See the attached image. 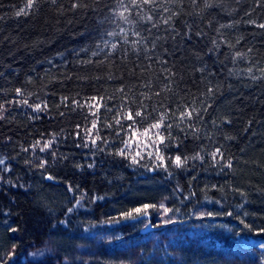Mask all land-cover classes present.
Listing matches in <instances>:
<instances>
[{
	"label": "trees",
	"instance_id": "1",
	"mask_svg": "<svg viewBox=\"0 0 264 264\" xmlns=\"http://www.w3.org/2000/svg\"><path fill=\"white\" fill-rule=\"evenodd\" d=\"M209 2L213 8H206L204 0H197L195 5L191 0L170 5L173 11L180 13L173 18V26L181 35L165 31L168 26L164 25L152 29L151 33L145 32L149 41L159 37L154 50L152 43L147 45L150 50L147 55L154 57L152 61L143 59L141 62L130 50L125 59L128 46L122 45L112 58L96 64V61L104 59V52L109 51L104 48L99 56H93L92 53L98 51L97 45L103 48L104 40L119 39L104 35L106 31H118L105 19L110 15L109 9L115 8V0H84L86 8L62 14L57 10L58 5L63 4L67 9L69 0H58V5L43 4L40 11L27 17L15 15L25 0H0V87L6 89L9 96L14 94L15 87H25L38 93L42 99L46 92H50V116L53 117L32 121L25 111L14 108L0 120V158H4L11 168V171L4 172L0 166V176L3 177L0 180V260H6L7 264H57L51 259L27 258V249L47 237H57L65 244L79 234L96 229L106 230L115 241L138 239L142 223L123 219L114 224L109 221L143 203L158 205L160 199L166 197L167 207L180 209L174 214L175 218L184 221L179 225L199 226L214 246L231 249L237 244L247 248L264 244V234H256L258 229L264 228V79L254 81L246 75L250 66L257 76L260 75L257 69L264 68V29L245 23L249 19L246 12L257 23L264 22V7L257 6L255 0ZM209 21H212L211 27ZM221 24L234 25L220 30L227 40L235 43L243 38L237 49H253L249 60L233 64L225 55L209 52L213 47L212 39H219L215 29ZM189 29L190 41L184 38ZM198 31L205 35L198 38L195 35ZM220 51L228 53L229 49L222 46ZM145 55L143 50L139 52L140 57ZM156 57L166 58L168 67L176 76L172 92L153 97L152 103L163 100L165 104H176L182 99H191V95L199 97L206 91L209 80L219 86L220 91L215 98H206L212 107L205 114L207 123L198 125L201 139L194 140L189 136L185 140L181 134V154L193 156L201 147L210 153L214 147L223 145L225 158H235L232 170L225 168L221 171L219 166L213 167L210 156H206L203 164L189 160L182 169L170 164L169 171L173 175L168 178L163 169L147 172L144 167L130 165L122 157L109 155L110 151L122 147L114 133L108 135V139L115 143L104 152H97L94 158L90 154L85 156L88 150L75 147L73 136L68 135L64 140V135L71 133L77 122H84V117L79 110L60 117L59 111H67L55 106L60 95L73 96L78 92L113 95L120 80H107L109 74L117 78L123 76L129 87L150 81L155 90L163 89L167 82L160 75L161 65L156 62ZM78 59H91L94 63L78 64ZM135 64L140 67L131 74ZM149 64L150 69L141 74V69ZM202 65L212 69L215 75L202 80L201 74L195 71ZM28 76L33 78V83H26ZM68 76L72 79H66ZM97 76L104 79L96 80ZM82 77H88V80L80 79ZM62 84L66 86L62 87ZM185 89L189 96H185ZM116 102L119 103V98ZM110 116L101 110L102 121L110 119ZM224 118L232 123L219 128L211 123L216 121L220 124ZM148 122L144 121L139 127ZM61 128L65 133L61 134L57 146V158L46 157V174L56 177L49 181L43 178L42 170L37 167L36 157L31 152H23L21 147H28L41 132L46 135L48 132L60 133ZM176 131L174 128V134ZM107 133L105 129L101 135ZM208 136L214 143L208 140ZM169 152L173 156L177 154L175 148ZM60 154L67 155L68 159H60ZM37 155L44 154L37 152ZM93 159L95 167L90 169L87 165ZM142 163L150 165L151 161L145 159ZM78 164L82 167H77ZM69 185L74 189L78 186V189L70 192ZM241 191L244 196L240 195ZM94 197L104 199L93 200ZM77 200H80V206L67 213ZM200 207L221 213L231 211L233 215L219 216L214 220H197L189 216ZM150 211L154 215L157 210ZM240 219L250 224L251 229L240 224ZM61 221H67V224H61ZM10 228L18 231L12 232ZM13 245L16 246L15 256L8 260ZM189 253L180 259L164 249L161 259L142 254L137 262L120 264H193L199 260L219 264L209 247L195 248ZM88 264L119 263L94 261Z\"/></svg>",
	"mask_w": 264,
	"mask_h": 264
},
{
	"label": "snow or ice",
	"instance_id": "2",
	"mask_svg": "<svg viewBox=\"0 0 264 264\" xmlns=\"http://www.w3.org/2000/svg\"><path fill=\"white\" fill-rule=\"evenodd\" d=\"M206 8H213L214 5L209 0H204ZM58 5V0H25L22 7L16 11L15 15L29 16L40 11L43 4ZM182 3V0H115V8H110V15L106 17V22L115 25L117 30L106 31L105 36L110 38H119L118 40L113 39L111 41L104 40V47L101 48L97 45L98 51L92 53L93 56H99L101 52H104V48H108L109 51L104 52V59L96 61V64H103L105 60H109L116 53L117 50L122 46H128L125 48V56L127 58L129 50L132 53L137 54V60L141 62L143 59L152 61L154 57L147 55L149 53L148 43H152V50L156 47V40L159 37L149 41L144 35L145 32L151 33L152 29H158L161 25L168 26L165 31L175 32L176 35H181L176 31L173 26V18L179 16V11H173L170 5ZM192 4H196L197 0H191ZM257 6L264 7V0H255ZM70 7L65 8L63 4H59L57 10L62 14L65 11L76 12L79 9L86 8L87 5L84 0H69ZM249 16V19L245 23L252 25L253 27L264 29V22L257 23L256 20L250 18V13H245ZM119 22V23H118ZM126 25L127 27L121 26ZM139 25H147V27L141 28ZM212 26V21H209V27ZM233 24H221L215 29L219 39L213 38L212 48L209 52L219 53L225 55L226 58H230L231 62L235 64L237 61L249 60V53H252L253 49L248 48L247 51L237 49V45L241 44L243 38H239L235 43L227 40L220 32L223 28H233ZM198 38H202L205 33L198 31L195 33ZM186 40H191L190 29L184 33ZM229 49L228 53L221 52V47ZM143 50L145 57H140L139 52ZM80 51H86L81 49ZM156 62L161 65L160 75L167 82L163 89L155 90V85L152 82L143 83L139 85H133L129 87L125 82L123 76L117 78L112 74H109L106 78L109 81L119 79L120 83L115 89L113 95L104 94H92L86 95L76 93L73 96L60 95L58 102L55 106L57 109L63 107L67 111H59L60 117H66L69 113H75L78 110L84 117V122H77L74 125V130L71 133L64 135V140H67L68 135L73 136L74 144L76 148L88 150L85 156L89 154L94 158L97 152H104L106 148L111 147L115 141L109 140L108 135H115L116 139L121 141L122 147L118 150L110 151L109 155H115L128 160L130 165H136L144 167L147 172H157L163 169L167 173V177L170 178L173 173L169 171V165H173L177 169L185 168L189 160H198L203 164L206 156H210L212 166H219L221 171L223 169L232 170L234 167V157L225 158V152L223 145L214 147L213 150L208 153L205 152L204 147L200 148L195 155L189 156L181 154L183 147L179 137L182 134L184 139H188L191 136L194 140L201 139L200 132L201 128L198 125L205 124V114L208 109L212 107L210 103H207V99H213L220 91L218 85H213L209 80L208 86L205 92H202L199 97L191 95V99H182L176 104H165L163 100H158L152 103L153 97H161L163 92H172L173 85L175 84L176 73L168 67V60L166 58L156 57ZM51 64L52 62L49 61ZM78 64H93L94 61L88 60H77ZM214 64L216 61L213 62ZM222 63V62H221ZM139 64H135L131 70V74H135L136 69L139 68ZM151 64L148 67L141 69V74L148 71ZM195 71L201 74V78L206 79L215 73L207 67L202 65ZM257 71L260 75L257 76L253 71V66H250L246 70V75L252 80L264 79V68H259ZM231 74V70H230ZM66 79L71 80L72 77L68 76ZM85 81L88 77H82ZM96 80L104 79V77L97 76ZM139 80V77H136ZM26 83H33L31 76L27 77ZM66 85L62 84V87ZM138 88L144 89L143 91L137 90ZM190 93L185 89V96H189ZM50 92L45 93V97L42 99L41 96L33 91H28L25 87H15L14 94L9 96V92L0 87V120L5 119V113H11L12 110L19 109L25 111L29 119L32 121L42 120L46 118H53L50 116L51 106L49 103ZM33 97L35 99L33 100ZM119 98V103H117ZM207 98V99H206ZM199 101V103H198ZM101 110L105 114H111L110 119L102 121ZM144 121L148 122L144 127H139ZM214 127L219 128L221 125H230L231 120L224 118L220 124L216 121H211ZM251 123V122H249ZM177 131L173 132V129ZM107 129L108 133L104 136L101 133ZM65 133V129L61 128L60 133L48 132L47 135L44 132L40 133L33 143L28 147H21L23 152H31L37 159V167L42 170L43 178L49 181H54L56 177L51 174H46L48 168V160L46 157L51 156L54 159L57 158V146L60 143L61 134ZM208 140L212 143V137L208 136ZM11 139V138H9ZM225 139H232V137H225ZM103 145V147L101 146ZM175 148L176 153L174 156L171 155L169 149ZM37 152L44 155H37ZM167 153V155H166ZM60 159L67 160L68 156L60 154ZM148 159L151 164H143L142 162ZM31 164V161H26ZM95 159L92 163L87 165L88 168L95 167ZM0 166H3L4 172L11 171V168L6 164L4 158H0ZM82 167V165H77ZM3 177L0 176V180ZM15 186V185H13ZM215 187V185H213ZM78 189V186H77ZM71 185L68 186V191L74 192ZM237 191H240L237 189ZM194 195V193H193ZM241 196L245 194L241 191ZM83 199V196L81 197ZM103 200L104 197H94L93 200ZM167 199V197L165 198ZM188 199V197H185ZM216 203H219L217 201ZM80 206V200L76 201L73 208H69L67 213H72L74 208ZM243 207V205H241ZM150 209H156L160 220L158 223H151V227L158 228L166 225H174L176 223H183V220L175 218V213H179L180 209H172L167 207L163 202L159 206L155 204L143 203L140 206H136L130 210L120 213L119 218L109 221V223H118L120 219L132 220L145 224V228L149 227V223H145L146 219H149L152 215ZM171 214V215H170ZM232 216L231 211L227 213H221L210 210L192 211L189 216H194L197 220L210 219L214 220L219 216ZM245 216L248 214L245 212ZM61 224H67V221H61ZM239 223L245 228L251 229V225L245 223L244 219H240ZM207 225H201L206 227ZM10 231L16 232L18 229L10 228ZM257 235L264 234V228H260L256 232ZM264 248V244L260 245ZM15 245H13V251L8 253V260H11L15 256ZM0 264H7L6 260H0Z\"/></svg>",
	"mask_w": 264,
	"mask_h": 264
},
{
	"label": "rangeland",
	"instance_id": "3",
	"mask_svg": "<svg viewBox=\"0 0 264 264\" xmlns=\"http://www.w3.org/2000/svg\"><path fill=\"white\" fill-rule=\"evenodd\" d=\"M167 206L165 199L160 203ZM204 210L200 207L197 211ZM157 211L145 223H158ZM142 229L145 224L142 223ZM261 245V244H260ZM258 245L247 248L237 244L231 249L212 245L205 232L199 226L186 227L179 223L153 228L141 233L140 238L130 241L114 240L106 230L96 229L79 234L70 242L63 244L57 237H47L27 249L26 257L31 260L51 259L57 264H88L94 261L106 263H134L142 254L161 259L164 249L181 259L195 248H207L213 251L219 264H264V248ZM184 254V255H183ZM193 264H209L194 261Z\"/></svg>",
	"mask_w": 264,
	"mask_h": 264
},
{
	"label": "water",
	"instance_id": "4",
	"mask_svg": "<svg viewBox=\"0 0 264 264\" xmlns=\"http://www.w3.org/2000/svg\"><path fill=\"white\" fill-rule=\"evenodd\" d=\"M149 229H151V225H150V223H149V227H147L146 229H141V233H144V232H146V231L149 230Z\"/></svg>",
	"mask_w": 264,
	"mask_h": 264
}]
</instances>
